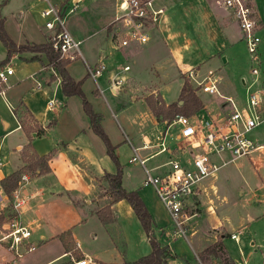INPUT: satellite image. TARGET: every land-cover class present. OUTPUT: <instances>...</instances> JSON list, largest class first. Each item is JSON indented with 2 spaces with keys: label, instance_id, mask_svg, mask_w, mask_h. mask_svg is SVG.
I'll use <instances>...</instances> for the list:
<instances>
[{
  "label": "crops",
  "instance_id": "0c3cea01",
  "mask_svg": "<svg viewBox=\"0 0 264 264\" xmlns=\"http://www.w3.org/2000/svg\"><path fill=\"white\" fill-rule=\"evenodd\" d=\"M74 1H76L77 9L81 5L82 11L95 12V15L100 10L105 15L102 19L103 22H99V27L95 31H69L75 39L80 41V44L84 41L86 43L81 50L82 58L68 62L65 69L74 81H82L78 75L74 74L72 63L81 61L84 65H91L101 61L105 65L103 82L108 90H110L107 85L108 79L118 73L124 78V81L132 78L135 82L131 74L142 72L145 74V80L148 81L149 77L147 76H150L148 72L154 68L164 69L161 64L168 61L170 56L178 68H190L194 76H197L196 72L201 69L200 67H206V74L208 71L215 73L233 55L232 47L236 40H241L234 19L227 10L217 4V0H161V2L152 0L155 7L163 8V14L160 22L150 27L148 41L143 45L123 51L116 50L109 40L107 27L120 13V0ZM45 7L46 3L41 0H24L15 17H12V28L9 27L6 18H2L4 29L15 45L48 42L50 32L44 29L42 24L44 18L40 14ZM257 15L261 28L258 30L260 42L256 87L264 89V0L258 1ZM177 28H183L186 31L188 38L191 39V47L190 43H186L190 40H184V49L178 48L181 43L175 38ZM187 47H189L188 51ZM117 54L120 57L128 56L137 65L135 69H132V73L126 74L131 68L124 72L115 68L114 60L116 59L113 57ZM5 57L6 50L0 43V61ZM4 64L12 67V74L7 79L3 95H0V179L22 165L21 154L25 151L24 147L27 144L38 156L51 152L50 158L47 160L48 171L31 176L27 174L26 181L16 188L17 195L23 200L16 220L30 230L27 241L31 242L35 249L37 246H41L50 253L40 260L36 261L35 258L28 262L23 261L24 255L15 259L9 258L10 252L0 245V264H22L24 262H28L27 264H67L74 254L79 255L81 257L79 259L86 258V264H123L147 254L150 250L148 240L130 206L125 201L118 200L110 205L113 217L111 223L102 225L95 215L97 209L108 203L101 202L105 198L104 196L89 200L90 196L91 198L97 196L96 190L101 187V182L97 183L96 179L100 178L102 181L104 173H114L115 166L106 154L102 140L91 130L80 98L77 95L62 94L60 77L54 67L49 64L43 52L28 50L14 52L2 65ZM170 68H173V65ZM183 75L186 77V74ZM174 76L173 73L170 76V88L161 91V98L165 104L177 99L182 85L179 79ZM87 78L91 84L92 81L94 82L95 87L92 85L88 91L83 89L85 96L90 102L92 110L101 115L100 125L110 144L114 146L113 153L119 161L116 150L118 148L117 152H119L120 145L123 148L125 145L122 144L123 141L118 144L120 143L116 142L118 138L114 139L113 135L112 138L105 128L106 114L97 102L101 92V86L97 82L98 77L95 80ZM223 78L217 79V87L224 89V92L220 93L231 97L237 105H242L244 100L241 102L230 95L232 85L224 81ZM189 85L202 105L201 108L188 116L191 120L192 115H195L196 112L204 110L206 115L208 111L205 110L206 105L196 92L197 88ZM121 87L119 90H110L113 93L111 97L115 93L125 90L124 86ZM126 89L127 95L121 102V106L115 105L114 107L116 112H113L114 108L109 109L113 110H110L112 115H119L131 128L127 162L134 149L139 158L145 159L144 167L150 169L154 175H161L168 169L167 161L169 159H178L181 164L189 167L190 157L187 148L184 151L175 149L181 143L178 139L177 126L168 125L166 120H156L144 102V96L133 94L129 88ZM158 89L160 90V88ZM214 96L220 106L225 108L222 99ZM138 99L142 100L144 106L135 105ZM48 100L53 101L50 107L47 106ZM24 113L29 115L30 123H36L39 127L44 128L42 134L31 133L30 138L26 136L17 120V116L22 117ZM160 142L167 145L168 150L158 152ZM256 144L263 145L246 157L233 158L226 151L209 154L210 161L215 163L218 168L204 177L202 179L203 181L206 179L204 182L202 180L199 182L197 193L193 196L191 203L192 210L190 212L193 214L185 222L184 237L173 235L172 225L165 211V218L161 217L162 209L152 188L142 184V166L140 165L142 175L138 180L133 179L128 172L121 170V186L125 190L137 191L150 214L153 235L160 245L167 246L170 253L174 254L166 259V264H202V259L207 257L211 262L218 263L219 259L213 253L205 250L217 239H220L223 253L235 264H239L235 257L227 253L224 247V238L228 236L233 242H239L243 232L242 228L249 224L240 215L237 225H234L232 220L223 213L222 208L217 207L216 203L224 205L228 201L225 195L218 194L219 187L222 188L223 184H228V172L222 170L219 175H216V172L236 160L240 162L239 160L245 157L247 165L243 167L246 176H242L241 181L247 184L246 181L249 178H256L259 189V192L255 193L246 186L249 190L247 200L260 202L264 198V142ZM124 179L130 184L127 185ZM0 190L2 191L1 187ZM74 196L87 197L84 199L85 205L78 207ZM95 204L98 206L96 207ZM8 208L9 200L6 198L0 202V211L6 212ZM253 209L254 207L247 206V211L244 213L248 215L246 220L249 223H256L258 215H264L263 202L262 208H256L254 214L250 215L249 212ZM89 220H95V224L99 223V228L96 225L97 233H91V236L93 240L98 237V240L102 242V247L97 243L92 250L83 248L81 244L83 242L79 240V227L87 225ZM118 227L121 230V234L118 235H122L126 250L122 249L120 243L117 245L115 234L112 232L118 230ZM64 232H69L68 237L65 236L67 247L59 238V235ZM230 234H234L235 238H230ZM71 244H74L75 247ZM48 246H56V249L50 251ZM263 253L264 247L261 249L260 264ZM199 255L202 258H199ZM62 259L64 261H61Z\"/></svg>",
  "mask_w": 264,
  "mask_h": 264
},
{
  "label": "built area",
  "instance_id": "2783aa9c",
  "mask_svg": "<svg viewBox=\"0 0 264 264\" xmlns=\"http://www.w3.org/2000/svg\"><path fill=\"white\" fill-rule=\"evenodd\" d=\"M46 7L41 10L44 18L43 27L49 33L48 43L60 59L68 62L81 58L79 51L80 41L75 39L65 26L66 17L76 11V1L68 2L60 0L51 3L49 0H41ZM223 9L227 10L234 19L241 40L244 43L253 67L250 73L258 74V45L260 38L258 30L261 28L257 11L252 0H217ZM120 13L114 17L107 27L109 40L116 50H125L146 43L149 39V29L160 22L163 8L155 7L152 0H122L120 1ZM128 70L124 65L119 71ZM180 72L192 78L193 72L190 68H179ZM105 71V65L101 61L93 65H86L87 75L95 80ZM12 74V67L4 64L0 66V95H3L8 77ZM256 78V77H255ZM253 79L245 86V98L242 105H237L229 96L220 92L224 89L217 87V79L209 71L200 81L196 82V88L202 92L213 94L222 99L229 111L220 116L206 113L203 119L192 121L188 116L175 115L167 124L177 126L178 139L181 144L177 145V151L187 148L190 157L189 167L180 163L178 159L167 161L168 169L161 175H154L150 169L144 167L145 159L139 158L133 149L128 162H138L143 169V185H149L158 201L167 213L173 235L184 237L186 232V220L193 214L190 212L193 196L198 188L199 182L215 171L218 166L211 162L209 154L228 152L231 157L247 156L253 150L262 147L247 137V133L257 126H264V89L255 87L257 80ZM124 78L118 74L108 79L110 90H119ZM53 101L48 100L50 107ZM158 152L168 150L167 145L159 143ZM199 149V150H197ZM28 178L22 174L18 186ZM17 186V187H18ZM6 199L0 190V202ZM23 203L22 198L17 195V190L12 194L10 207L13 216L6 218L0 223V245L10 252L14 259L20 257L24 252L32 251L35 246L28 242L30 230L16 220L19 209ZM235 238L234 234L229 235ZM72 264H86V258L73 259ZM213 264H220L213 263ZM264 264V253L262 263Z\"/></svg>",
  "mask_w": 264,
  "mask_h": 264
},
{
  "label": "rangeland",
  "instance_id": "374dc122",
  "mask_svg": "<svg viewBox=\"0 0 264 264\" xmlns=\"http://www.w3.org/2000/svg\"><path fill=\"white\" fill-rule=\"evenodd\" d=\"M23 1L24 0H0V17L6 18L10 28L13 27V26H11L13 24V21H11V20H13L12 17L13 16L15 17V15L19 11L20 5L23 3ZM67 1L72 2V0H67ZM120 1H122V0H120ZM155 1L161 2V0H155ZM258 1L260 2V0H252L254 6L256 7L255 9H257V12H258ZM50 2L51 3H57V2H59V0H50ZM80 7H81V5H80ZM80 7L76 11H74L73 13H71L69 16L66 17L65 26H66L67 30L68 31L75 30V31H79V32H83V30L95 31L99 27V22L100 21L103 22L102 19L104 18L105 13L100 12V10H99V12H97L94 15L95 12L90 13V12H86L85 10L82 11L80 9ZM43 22H44V19L42 21V24H43ZM173 24L175 25L174 22H173ZM3 29H4V26H3ZM4 31H5V29H4ZM236 34L238 35L237 30H236ZM175 38L178 41H180V43H181L178 46L179 49H184V44H183L184 40H190V41L186 42L187 44H189L191 42V39L188 38V35L183 28L182 29L177 28ZM85 43H86V41L79 44L80 53H81L82 47ZM100 43H101V41H100ZM27 45H29V44H27ZM234 45H235V47H234ZM190 47H191V43H190ZM188 50H189V47H187V51ZM232 54L233 55L230 56L228 62L226 64H224L223 67L219 71H215V73L212 72V76H214L216 79H220V78L224 77L223 78L224 81H226L232 85L230 95L235 97L236 99H239V101L243 102L245 86L242 84L241 79H243L245 84L247 85L256 77L257 80H256L255 85H254L256 87V83L258 81V74L256 76H254L253 74L250 73V69H251V67H253L254 63L252 61H250L248 53H247L245 46L241 40L240 41L236 40L235 44H233ZM57 57H58V59H60L58 54H57ZM81 58H82V55H81ZM113 58L116 59V60H114L115 68L121 69L123 67V65H127L128 68H131V70L127 71L126 74L132 73L131 72L132 69H135L137 67V65L133 62V60H131V58H128V56L120 57L117 54V56H114ZM104 61H106V60H104ZM93 64L94 63H92L91 65H93ZM171 65H173V68H170ZM161 66H163L164 69L157 70L156 68H154L148 72V75H150V76H147V77H149L148 81L145 80V74L142 72H135L134 75L131 74L132 77L135 79L136 84H135V82H133L132 78L125 80L124 84L122 85V87L124 86L123 88H125V90L115 93V95L112 97H111V95H113V93L106 88V86L103 82V78L105 76V73L103 72L101 77L97 78V82L101 86L100 87L101 88V92H100L101 94L99 93L98 98H97V102L99 103L98 105H100L102 107V109L105 111V114H106V118L104 119L105 124H106L105 128H107L111 137L113 135L114 139L118 138L117 139L118 141H116V142H120L118 144H121V141H123L122 144L125 145L124 146L125 148H123V146L120 145L121 149L119 150V152H117L118 148L116 150V153H118V156H119V161L117 159L118 164L120 165L122 172H128V174L130 176H132V178L135 180H138L140 178V176L142 175V169H141L140 164H138V162H129V163L127 162L128 143H129V141H131V139H130V131H131L130 129L131 128L129 126H127V124L123 121V119L119 115H117V114L112 115L111 114V111H113V110H114L113 112H116L115 108H114L115 105H120L121 102L125 99L124 97L127 95V89L126 88H129L130 92H132L133 94L136 93V95L140 94L141 96H145L149 93H152V95H157V96L162 97L161 91L164 90L165 88L166 89L170 88V83H171L170 76H172V73H173V76L175 75L174 77L179 79L181 84L184 80H187V81H189V84H191L193 88H196V82L200 81L201 78L206 74V71H207L206 67H204V68L200 67L201 69L198 72H196L197 76H193L191 79L188 80L185 77V75L181 74L178 66L176 65L175 61L173 60V58L171 56L169 57V60L164 62L163 65L161 64ZM254 67H257L256 69L258 72V65L254 66ZM72 69L74 70V74L78 75L79 78L82 80L81 81L82 82L81 83V90L85 96V91H88L90 87L92 88V85L95 87L94 82L92 81V84H91V82L87 78L89 76L86 73V65H84V63H82L81 61L73 62L72 63ZM152 78H154L153 81H152ZM89 79H91V78L89 77ZM5 88H6V86H5ZM5 88L3 89L4 91H5ZM100 88H98V90H100ZM158 88H160V90ZM196 92L202 98L204 104L206 105L205 110L208 111L209 114H212L214 116H220V115L226 114L229 111V107L226 106L225 108H223L220 106L219 102H217V100L213 94L203 93L199 89H196ZM166 97H168V96H166ZM85 98H86V96H85ZM135 105L144 106V103L142 102V100L138 99L136 101ZM109 108H112V109L114 108V109L111 110ZM19 114L21 115V112H19ZM204 117H205V111L201 110V111L196 112L195 115H192L191 120L192 121H198L199 119H203ZM247 137L255 143L264 142V126L261 125V126H257L255 128H253L251 131H249L247 133ZM245 157H243L239 160L241 163L236 160L235 162H232V163L225 165L224 167H222L221 169H219L216 172V175H219L222 170H227V172H228V176H227L228 177L227 178L228 184L227 185L223 184L224 187H222V188L219 187V190H218V194L219 195H225L228 198V201L224 205H222L220 203H216V204H217V207L219 209L222 208L223 213L230 220H232V223L234 225H237V223H238L237 219L240 215L243 216L246 223L249 224L247 227L242 228L243 232L240 236L239 242L235 243L232 240H230L228 238V236H225L224 247H225L227 253L229 255L235 257L239 264H241V263L260 264V262H261V249L264 247V215L263 216L261 214L258 215V221L256 223H253V222L249 223V221L246 220V216H248V215L244 214V213H245V211H247V206H251V207H254V209L249 213H250V215H253L254 214L253 212L256 211V208H260V209L262 208V202L264 204V198H262L260 202H256V201L249 202V200H247L249 190H253L255 193H258L259 189H258V181L255 180L256 178H249L248 181H246L247 184L246 183L244 184L241 181L242 176H246L245 168L243 167L244 165H247V161L245 160ZM263 170H264V168H263ZM204 181L202 180V182H204ZM96 182L97 183L101 182V185H100L101 187H99L98 190H96L95 194L97 196L96 197L92 196V198L90 196L89 200L91 199V201H92L98 197L104 196L105 198H103L101 200V202L102 201L109 202L111 197L108 196L107 181L105 180V178H102V181L100 178H98V179H96ZM124 182L127 185L130 184V183L126 182V179H124ZM138 183H139V181H138ZM216 184H218V183H216ZM246 186H248L250 189L248 190V188ZM74 199L77 201L76 204L79 207V206L85 205L84 199H87V197H82V196L76 197V196H74ZM157 201H158V199H157ZM158 203L162 209L160 211L161 217L165 218V216H164L165 210L159 201H158ZM95 205H96V207L98 206V204H95ZM94 221L89 220L87 225L79 227V231H80L79 240H80V242H83L81 244H82L83 248H85L87 250L94 249L95 245L97 243L100 247H102V242L98 240V237L93 240L92 236H91V233H97L96 227L98 226V228H99V223L96 222V224H95ZM112 232L115 234L114 236L116 237L117 245H119V243H120L122 246V249L126 250L124 240H122V235L121 236L118 235L119 233L121 234L120 227H118V230H114ZM251 242H253V244H251ZM72 246L75 247L74 244ZM50 247H52V248H50ZM53 249L55 250L56 246L55 247L54 246H48V250L52 251ZM48 253H50V252H46V248H42L41 246L40 247L37 246L36 249L34 248L33 251L24 252L22 254V255H24L23 261L31 262L35 258L37 261V260H40L43 257H45ZM217 254L220 255L219 261L221 262L222 261L221 258L224 257V254H221L220 252H217ZM8 256H9V258L10 257H12V259L14 258V256L11 253H9ZM72 258L76 259V254H74V257H72ZM199 258H202V257L199 255ZM207 258H203L201 263L202 264H213L214 263V262H211V260L207 259ZM208 260H210V261H208ZM61 261H64V259H62ZM70 262H71V259H70ZM27 263L24 262L22 264H27ZM220 264H222V262Z\"/></svg>",
  "mask_w": 264,
  "mask_h": 264
},
{
  "label": "trees",
  "instance_id": "16d2710c",
  "mask_svg": "<svg viewBox=\"0 0 264 264\" xmlns=\"http://www.w3.org/2000/svg\"><path fill=\"white\" fill-rule=\"evenodd\" d=\"M0 42L6 50V57L0 61V65H2L7 60L8 56L14 52H20L23 50L43 52L49 64L54 67L60 77V89L62 94L66 96L77 95L80 98L82 109L89 119L91 130L102 140L106 149V154L115 166L114 173H104L103 175V177L107 181L108 196L111 197V199L106 205L97 209L95 211V215L102 225L111 223L113 221V217L110 205L118 200H123L130 206L134 216L136 217L142 231L144 232L148 240L150 250L147 254L140 256L134 260L124 262L123 264H166V259L172 257L174 254L170 253L167 246L160 245L153 235L151 230L150 214L148 213L143 201L137 194V191L125 190L121 186V167L118 164L117 158L113 153L114 146L110 144L106 134L104 133L100 125L101 115L95 113L92 110L90 103L87 101L80 88L81 81H74L68 74L67 70L65 69V65L68 63V61L58 59L57 54L52 50L48 42L44 44L15 45V43L4 31L3 19L1 17ZM143 99L156 120H166V122L172 119L175 115L189 116L202 106L199 98L195 95L187 80H184L182 82L178 97L174 102L165 104L160 96L152 95V93L145 95ZM17 120L28 138H30L29 136L31 133L40 135L44 132V128L39 127L36 123H30L29 115L26 113H24L22 117L17 116ZM24 149L25 151L21 154L22 165L18 169L0 179V187L3 191L4 196L9 200V208L7 209V211H0V223L6 218L14 215L10 207V201L13 192L18 186L20 176L22 174H29L30 176L35 174H42L44 172H47L49 169L47 160L50 158L51 152L38 156L32 151V149H30V146L28 144L24 147ZM68 235L69 232H64L59 235V238L62 240L65 247H67L65 236L68 237ZM205 250L213 253L214 256H216L218 259H220V255H218L217 252L224 254L222 251V244L220 242V239H217ZM79 258L81 257L79 255H76V259ZM221 259L222 264H235L225 254ZM67 264L72 263L69 262Z\"/></svg>",
  "mask_w": 264,
  "mask_h": 264
}]
</instances>
